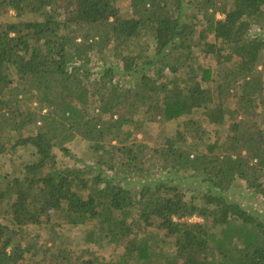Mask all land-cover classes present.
Returning <instances> with one entry per match:
<instances>
[{
    "label": "trees",
    "instance_id": "16d2710c",
    "mask_svg": "<svg viewBox=\"0 0 264 264\" xmlns=\"http://www.w3.org/2000/svg\"><path fill=\"white\" fill-rule=\"evenodd\" d=\"M130 7L0 0V17L20 18L0 21V156L35 154L24 172L0 168V264H264V220L231 195L244 181L264 196V0ZM200 109L215 133L193 117ZM169 121L182 127L160 145L135 139ZM76 138L92 143L94 163L60 166L56 149L74 157ZM64 223L87 225L86 245L113 257L72 248ZM29 225L49 227L52 243Z\"/></svg>",
    "mask_w": 264,
    "mask_h": 264
},
{
    "label": "rangeland",
    "instance_id": "374dc122",
    "mask_svg": "<svg viewBox=\"0 0 264 264\" xmlns=\"http://www.w3.org/2000/svg\"><path fill=\"white\" fill-rule=\"evenodd\" d=\"M118 3L121 7V10L123 12H129L131 10L130 7V0H118ZM20 18H17L15 11H10L9 14H3V16L0 17V21H18ZM254 31L262 32L264 34V26L257 25L254 28ZM142 40L140 42L136 41L137 43V50H142L143 47H146V44ZM152 50V48L150 49ZM196 52H199L198 49H196ZM199 62L206 64L208 66H212L214 68H217L218 65L216 61L211 60L206 57H199ZM120 82L123 84H129L131 79L120 77ZM134 79V78H132ZM33 106H36V103L32 104ZM203 109L197 110L193 117L201 121V123L204 125V127L209 130L210 132L215 133L219 128L210 123L206 116L202 112ZM263 113L261 114L260 120L262 123V126L264 127V108L261 110ZM185 119L182 118L181 121ZM181 121H169V122H146L143 126V128L135 133V139L141 142H144L148 144L149 146H157L160 145L164 141V136L170 135L173 136L177 133L178 128H181L179 122ZM35 128L32 127L30 129H27L25 131V134H31L34 132ZM13 136H15L14 133H12ZM195 138H189L190 143H194ZM206 141V138H201L199 140L201 147L204 145ZM12 143L14 141H11ZM10 143V146L12 145ZM68 149L70 150L71 154L67 153L65 150H62L60 148H57V158L60 166H74V165H83V164H91L94 163L93 159V148L92 143H89L88 141L82 139V138H76L75 140L69 142L66 144ZM6 154H3L0 156V168L3 172L14 170L16 171H22L24 172V166L27 162H32L35 158L34 150L32 148L24 147V146H17L15 149L8 150ZM153 177L158 176L161 173L155 174L152 173ZM22 175V173H21ZM135 178L133 181V186L135 188L139 187L140 179ZM187 181V182H186ZM185 181L186 185L189 186H196L199 187L197 182L191 178L187 179ZM190 195V193H189ZM231 195L239 200V202L248 210L257 213L260 215V218L264 220V196L262 194L254 193L251 189L247 187V185L243 182H239L233 190H231ZM203 220V218H202ZM49 228V227H48ZM44 226L39 225H29L27 226V232L29 235H39L40 234V243H45L47 245H50L52 243L51 236L49 235V229ZM88 226L87 225H71L64 223L63 225L59 226L58 229L59 232L63 235V237H68L70 240V243L72 244V248L81 249V248H91L94 250L99 256L104 257L105 259H110L113 257V247L107 246V247H98L96 245H89L85 243V233L87 231ZM121 252V248L117 249V253ZM78 254V253H77ZM20 264H43L39 262L38 257H33L31 255H28L24 261H22ZM44 264H49V261Z\"/></svg>",
    "mask_w": 264,
    "mask_h": 264
}]
</instances>
